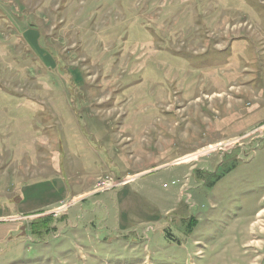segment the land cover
<instances>
[{"label": "rangeland", "instance_id": "obj_1", "mask_svg": "<svg viewBox=\"0 0 264 264\" xmlns=\"http://www.w3.org/2000/svg\"><path fill=\"white\" fill-rule=\"evenodd\" d=\"M0 264H264V0H0Z\"/></svg>", "mask_w": 264, "mask_h": 264}, {"label": "built area", "instance_id": "obj_2", "mask_svg": "<svg viewBox=\"0 0 264 264\" xmlns=\"http://www.w3.org/2000/svg\"><path fill=\"white\" fill-rule=\"evenodd\" d=\"M60 209H61V210H63L64 208H63V209H62V208H60ZM55 213H56V212H55Z\"/></svg>", "mask_w": 264, "mask_h": 264}, {"label": "crops", "instance_id": "obj_3", "mask_svg": "<svg viewBox=\"0 0 264 264\" xmlns=\"http://www.w3.org/2000/svg\"><path fill=\"white\" fill-rule=\"evenodd\" d=\"M63 209V208H62Z\"/></svg>", "mask_w": 264, "mask_h": 264}]
</instances>
